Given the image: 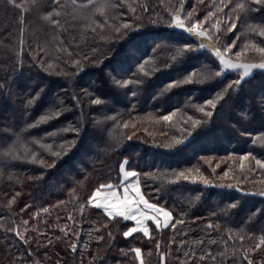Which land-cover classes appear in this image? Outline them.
Here are the masks:
<instances>
[{
	"label": "trees",
	"instance_id": "16d2710c",
	"mask_svg": "<svg viewBox=\"0 0 264 264\" xmlns=\"http://www.w3.org/2000/svg\"><path fill=\"white\" fill-rule=\"evenodd\" d=\"M177 14L202 22L226 57L264 62L256 0H0V264H139L136 248L144 264H264V70L216 100L240 74L216 77L212 50L171 26ZM123 160L146 199L183 223L148 221L151 238H125L134 221L89 205L100 185L122 182Z\"/></svg>",
	"mask_w": 264,
	"mask_h": 264
},
{
	"label": "snow or ice",
	"instance_id": "6c2138e0",
	"mask_svg": "<svg viewBox=\"0 0 264 264\" xmlns=\"http://www.w3.org/2000/svg\"><path fill=\"white\" fill-rule=\"evenodd\" d=\"M257 3H261V2H264V0H256ZM53 3L56 4L58 3V0H53ZM238 7H243V5H239ZM134 11V10H133ZM212 14L209 13V16H211ZM52 16V13L49 14V17H46L47 19H50ZM189 17H191V13L188 14ZM172 24L171 26L172 27H176V28H179L181 30H184L186 31L190 36L194 37V38H199V39H205L208 41V43H200L199 44V48H210L212 51H211V55L213 57V59L215 60V62L217 63V67L220 69L219 71H216L215 72V76L216 77H221L226 71H233V72H238L240 74V78L230 82L226 88L224 90H222L221 93L217 94V97H216V100H221L223 99L224 95L230 91V90H233L235 88H238V86L241 85L242 81L249 77L253 72L254 70L256 69H260V70H264V62L262 63H236V62H233L231 60H228V59H225V56L222 54L221 50L219 48H216L212 43H211V40H212V37L210 35H208V32L207 30H201V24L202 22H196V23H193L191 25V27H186V21L185 19L181 18V16L179 14L175 15V16H172ZM208 21V17H205V21L204 22H207ZM53 23H57L56 21H53ZM124 29H128L130 28L131 26L128 25V24H124L122 26ZM236 28V25L233 23L232 24V27L230 28V31H234ZM117 32L120 31L119 28L116 29ZM259 35L264 37V29H261L259 31ZM236 47V42L234 41L232 43V45L230 46H226L225 48V51H231L232 48ZM199 49H192L188 44H185L184 45V48L180 50L181 53H187V52H192V51H197ZM258 51L261 52V53H264V47H261V48H258ZM235 55L237 57H239L241 55V52L240 51H237L235 53ZM182 58V56H173L172 57V60L175 62L177 61L178 59ZM77 64H79V62L77 61L76 62ZM140 70L142 71L143 70V65L140 66ZM110 75V74H109ZM195 75V73L193 74ZM194 80L192 78V76H189L187 78H185L183 81H174L172 83H170L169 85L166 86V89L165 91H170L172 88L174 87H180L182 86L183 84H187V83H193ZM113 83L115 85H121V81L119 80H115V78H113ZM132 81H124L123 82V85L122 86H128L129 84H131ZM132 95L133 96H136L137 93L135 91L132 92ZM101 99L97 98V99H94L92 101L93 104H96V105H99L101 104ZM32 101L30 100L29 101V104H31ZM206 105L207 106H210L212 109H215L216 108V102L212 99H209L206 101ZM199 111L201 112H204L205 115L211 117L213 115V112L211 111H207L205 112V109L204 108H200ZM61 115V111H56V112H53L51 115H46V116H42L40 117L39 121H37L36 124H30L28 127L29 128H34V127H37L40 123H44L50 119H53V118H57ZM175 115V113H172L171 115H165L163 116V120L165 121H170L172 119V116ZM189 120H191V117H189ZM200 121H193V124H199ZM124 127H127V124L124 125ZM73 131H78L77 129H72ZM65 131H68V129H65ZM50 136L51 135H55V133H50L49 134ZM128 139H131V137H128ZM35 143L37 144H40L39 141H35ZM177 143H183V141H177ZM40 147L41 148H47L48 150H51L52 146L51 145H44V144H40ZM63 147V146H62ZM165 147H171V145H165ZM61 153L60 152H52V155L53 156H59ZM13 158H17L15 156H13ZM241 159H247V156H243L241 157ZM33 160H35V154H33ZM41 163H43V161H40ZM256 164L259 165V167L261 169H264V162L260 161V160H256ZM126 165H127V161H124L123 163H121L120 165V168L122 171H124L126 169ZM54 166V165H52ZM241 167H243V165H241ZM124 174L126 177H135L137 175L136 172L134 171H124ZM229 175L228 171H225L224 172V176L227 177ZM183 179V180H189V176L185 175L183 172L179 173L178 176H177V181H179L180 179ZM196 177H192V182H195L196 181ZM203 183L205 185H208V180L205 178L203 179ZM106 186L105 185H100L99 188H97L93 193L92 195L89 197L88 199V203L89 205L91 206H94V207H97V208H102L104 210L105 213H107V215L110 217V218H115V217H122L123 219L125 220H132V221H136L137 224L139 223H142V221H139V220H136V216L132 214L133 212V205H144L146 207L147 210H150V211H153L154 213H163V216H164V223L162 224L161 223V220L159 219L158 215H153L151 217H147L148 219H151L153 221V223L155 224V227L156 229H160L161 227H173L175 228L176 227V223H183V221H177L175 223H170V218H171V212L169 211H166L162 208H159L157 205L155 204H150L148 203V201H146L143 197V195L141 194L140 190L137 188L134 190L133 192V195L130 196V192H132V190L128 187H125L124 188V192H123V199L122 200H119L118 197H116V193H113V197L114 198H117V201L116 203H111V202H105V203H101L100 202V199H98V197L100 196V192L102 189H104ZM108 188H111L113 187L112 185H107ZM227 187H233V185L229 184L227 185ZM261 196H264V191H261L259 193ZM106 199V198H105ZM94 202V203H93ZM233 208L235 207H238V204H233L232 205ZM139 209H137L138 211ZM44 211H47V209H45ZM126 212L128 213L126 215ZM69 219H71V217H69ZM25 224H27V221H24ZM209 227H212L211 225H209ZM138 231H142L143 234L146 236V237H150V233H149V229L147 227L143 228V229H140V228H137V227H128V229L126 231L123 232V236L125 238H128V237H131L134 233L138 232ZM17 236H20L21 234L17 231L15 233ZM23 238V237H21ZM102 239V237H101ZM262 243H264V241H262ZM260 244H257L256 245V248L259 249L260 248ZM77 247V245L75 243H73L71 245V248L72 250H75ZM157 248H159V244H157ZM136 254V256L139 258V264H144V260L143 258L141 257V252L142 250L140 248H136L133 250ZM209 255H211L209 253ZM245 259H247V255H245L244 257ZM201 259H203V257H201ZM163 260H164V257L163 255H161V264H163ZM248 264H252V261L251 260H248Z\"/></svg>",
	"mask_w": 264,
	"mask_h": 264
},
{
	"label": "rangeland",
	"instance_id": "374dc122",
	"mask_svg": "<svg viewBox=\"0 0 264 264\" xmlns=\"http://www.w3.org/2000/svg\"><path fill=\"white\" fill-rule=\"evenodd\" d=\"M197 39V41L199 42V44L200 43H205L204 42V39H199V38H196ZM206 44V43H205ZM210 49V48H209ZM254 49H256V48H254ZM258 50V49H257ZM247 51V48H246V46H245V48L243 49V50H241L240 52H241V55L239 56V58H241L242 56H245V52ZM225 56V55H224ZM260 56H264V54H262V55H260ZM226 57V56H225ZM235 58V56L233 55V56H229V57H226L225 59H228V60H231V59H233V60H231V61H233V62H236V63H246V62H241V61H237L236 59H234ZM257 63H262V62H257ZM109 97H110V95H108ZM221 113H222V115L223 116H229V112H228V110L227 109H223L222 111H221ZM125 160H123L121 163H123ZM121 165V164H120ZM120 170H121V168H120V166H119V172H120ZM122 171V170H121ZM128 171H134V170H128ZM123 172V171H122ZM135 172V171H134ZM137 173V172H136ZM120 175H121V180H123L122 179V174H121V172H120ZM125 178V177H124ZM126 179V178H125ZM128 179V182H127V185H125L126 187H128V188H130L131 190H132V192H130V196H132L133 195V192H134V190L135 189H139L140 190V192H141V194L143 195V197H144V199L146 200V201H148L147 199H146V197H145V195H144V193H143V191H142V187H141V184H140V182H139V179H138V174L133 178V177H128L127 178ZM127 179H126V181H127ZM126 181H124V184H125V182ZM123 184V182L122 183H120L119 184V186L118 185H115V186H113V187H111V188H108L107 187V185H105L106 187L104 188V189H102L101 190V192H100V196L98 197V199H100V202L103 204V203H105V202H111V203H116V202H118L117 201V198H114L113 197V193H116V197H118L119 198V200H122L123 199V191L120 193V188L121 187H123L124 185H122ZM122 185V186H121ZM125 188V187H124ZM123 188V189H124ZM106 198V199H105ZM94 203V202H93ZM148 203H150L149 201H148ZM150 204H152V203H150ZM133 207V212H132V214L133 215H135L136 216V220H139V221H142V223H139L138 225H137V223H136V221H134L135 222V225L137 226V228H140V229H143V228H145V227H147V222L148 221H152L151 219H148L147 217H151V216H153V215H158V217H159V219L161 220V223L163 224L164 223V216H163V213L161 212V213H159V214H157V213H154L153 211H150V210H147L146 209V207L144 206V205H133L132 206ZM160 208V207H159ZM137 209H139L138 211H137ZM163 209V208H162ZM165 210V209H164ZM167 211V210H166ZM128 213L126 212V215H127ZM153 222V221H152Z\"/></svg>",
	"mask_w": 264,
	"mask_h": 264
},
{
	"label": "crops",
	"instance_id": "0c3cea01",
	"mask_svg": "<svg viewBox=\"0 0 264 264\" xmlns=\"http://www.w3.org/2000/svg\"><path fill=\"white\" fill-rule=\"evenodd\" d=\"M124 171H128V170L125 169ZM124 171L122 172V171L120 170V172H121V174H122V179H123V180H122V182H123L122 185H124L123 187L120 188V190H119L120 193H121L122 191L124 192V189H123V188L126 187L125 185H127V182H128V179H127L128 177L125 176ZM124 177L127 179V181H126V179H125ZM124 181H126L125 184H124ZM122 182H121V183H122ZM122 185H121V186H122ZM118 186H119V185H118ZM137 225H138V224H137Z\"/></svg>",
	"mask_w": 264,
	"mask_h": 264
}]
</instances>
